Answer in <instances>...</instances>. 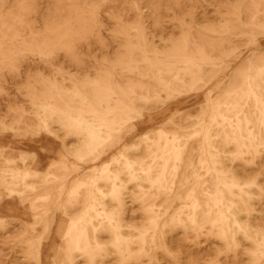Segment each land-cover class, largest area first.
<instances>
[{
  "label": "rangeland",
  "instance_id": "rangeland-1",
  "mask_svg": "<svg viewBox=\"0 0 264 264\" xmlns=\"http://www.w3.org/2000/svg\"><path fill=\"white\" fill-rule=\"evenodd\" d=\"M0 264H264V0H0Z\"/></svg>",
  "mask_w": 264,
  "mask_h": 264
},
{
  "label": "bare ground",
  "instance_id": "bare-ground-1",
  "mask_svg": "<svg viewBox=\"0 0 264 264\" xmlns=\"http://www.w3.org/2000/svg\"><path fill=\"white\" fill-rule=\"evenodd\" d=\"M217 118V117H216ZM218 128V127H217ZM218 130H219V128H218ZM223 134V133H222ZM89 138V137H88ZM97 139V138H96ZM240 144V143H239ZM195 146V145H194ZM85 192H86V189H85ZM231 198V197H230ZM231 201V200H230ZM242 203V202H241ZM232 207V206H231ZM88 228V227H87Z\"/></svg>",
  "mask_w": 264,
  "mask_h": 264
}]
</instances>
